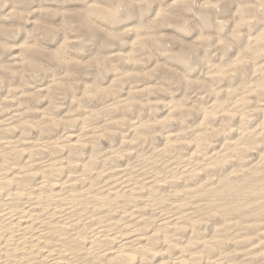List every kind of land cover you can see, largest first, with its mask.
<instances>
[{"label": "rangeland", "instance_id": "374dc122", "mask_svg": "<svg viewBox=\"0 0 264 264\" xmlns=\"http://www.w3.org/2000/svg\"><path fill=\"white\" fill-rule=\"evenodd\" d=\"M263 177L264 0H0V264H264Z\"/></svg>", "mask_w": 264, "mask_h": 264}, {"label": "bare ground", "instance_id": "6f19581e", "mask_svg": "<svg viewBox=\"0 0 264 264\" xmlns=\"http://www.w3.org/2000/svg\"><path fill=\"white\" fill-rule=\"evenodd\" d=\"M258 183H264V177H263V178L260 180V182H258ZM259 187L264 188V185H260ZM253 213H255V214H257V213H261V210H254Z\"/></svg>", "mask_w": 264, "mask_h": 264}]
</instances>
